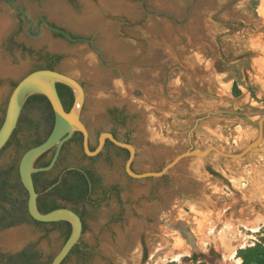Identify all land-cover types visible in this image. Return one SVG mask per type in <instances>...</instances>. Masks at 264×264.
<instances>
[{
  "label": "rangeland",
  "instance_id": "1",
  "mask_svg": "<svg viewBox=\"0 0 264 264\" xmlns=\"http://www.w3.org/2000/svg\"><path fill=\"white\" fill-rule=\"evenodd\" d=\"M17 3L32 21L44 17L88 38L101 54L85 41L53 37L42 24L39 35L27 34L17 11L0 0L6 22L0 62L14 70L0 73V119L11 83L42 64L41 56L57 54L54 70L83 87L79 116L89 144L113 131L134 146L137 173L158 171L190 147L236 152L255 138L264 114V0ZM20 114L38 130L22 124L18 144L0 152V167L17 164V152L47 129L38 106ZM126 159L105 149L100 159L87 160L73 145L63 153L59 165L87 166L118 191L91 196L96 206H86L78 246L84 255L62 264H242L243 257L244 264H257L264 258V136L240 159L187 157L160 177H130ZM63 242L49 225L0 227V261L30 248L46 263Z\"/></svg>",
  "mask_w": 264,
  "mask_h": 264
},
{
  "label": "water",
  "instance_id": "2",
  "mask_svg": "<svg viewBox=\"0 0 264 264\" xmlns=\"http://www.w3.org/2000/svg\"><path fill=\"white\" fill-rule=\"evenodd\" d=\"M11 8L18 10L23 20L28 22V27L32 25L31 20L26 16L24 8L15 4L13 0H4ZM39 21H43L44 25L52 31L63 35L69 41H85L93 47V42L88 38L72 37L68 32L62 29L53 28L43 18L39 17L36 24V31L39 32ZM100 55L101 51L93 47ZM101 61V60H100ZM56 83H64L68 85L74 93V101L68 111L62 105L60 97L56 89ZM32 94H42L48 100L53 111V126L49 135L39 144L34 145L25 150L18 162V175L20 182L27 192V211L33 220L39 222H54L64 220L70 223L71 230L67 239L63 242L59 250L53 256L49 264H60L70 250L76 245L82 235L83 226L78 214L73 210L60 207L48 212H40L36 205L37 193L32 182V173L37 170H46L50 168L56 161L61 145L66 141L74 131H78L82 135V147L86 155H96L103 147L105 139L110 140L113 144L125 148L128 156L124 164L127 175L132 178L144 177H160L166 174L179 161L187 157H205L211 153H216L227 159H240L252 150L258 149L264 136V114L257 120V133L253 140L244 145L236 152H226L216 145H209L204 148H188L187 150L175 155L158 171H146L137 173L132 169V161L135 156L134 146L125 141H120L110 132H101L98 136L97 145L93 150L89 149L88 130L81 121L79 112L83 105L84 90L82 85L73 77L56 71L54 69L41 68L28 72L22 76L15 86L11 89L3 120L0 125V150L3 149L14 129L16 128L20 113L22 111L25 100ZM55 148L49 164L46 167L35 168L32 166L34 160L43 152Z\"/></svg>",
  "mask_w": 264,
  "mask_h": 264
},
{
  "label": "flooded vegetation",
  "instance_id": "3",
  "mask_svg": "<svg viewBox=\"0 0 264 264\" xmlns=\"http://www.w3.org/2000/svg\"><path fill=\"white\" fill-rule=\"evenodd\" d=\"M2 1H4V0H2ZM13 1H14L15 4H18L17 0H13ZM11 9L17 11L18 16L20 18V22H23V23L27 24V34L32 35V36H37V35L40 34V28H39V32L37 33L36 24H35L36 20L39 17H37V19L35 21H32L30 19L31 22H32V25L29 28L28 27V22L21 18L20 13L18 12V10L14 9V8H11ZM48 23L53 28L62 29V28L57 27L56 25H54V24H52L50 22H48ZM40 24L45 26L43 21H39V25ZM46 28L48 29L49 32L52 33L53 37H64L63 35L52 31L48 27H46ZM32 29L34 30V33L30 32ZM62 30H64V29H62ZM70 35L72 37L76 38V36H74L72 34H70ZM8 42L9 43H14V40L10 38ZM91 48H92V46H91ZM55 55H57V54H49L47 56H41L40 58H41L42 64L33 66V68L30 70V72L33 71V70H36V69L48 68L49 63L52 60L51 58L53 56H55ZM53 69H54V65H53ZM15 83H17V82H15ZM11 87H13V82L11 83ZM64 97H65L66 101L69 103L71 97L69 95H65ZM60 100L62 102V105H63L64 109L68 111V109L70 108L69 105L66 106L64 104L63 98H61ZM40 104H41L40 110H43L44 114L49 113V114L53 115L52 108L48 107L46 101H43ZM25 107L26 106L23 105L22 111L24 110ZM20 115H22V114H20ZM18 121H19V119H18ZM17 124H18V122H17ZM16 127H17V125H16ZM49 129H50V126L48 127V125H47V129L46 130H49ZM107 132H110L111 134H113L114 137H116V134L113 131L109 130ZM45 135H46V131H45L43 137ZM80 136L82 137L80 132L74 131L72 133V135L70 136V138H68L66 141H64L63 144L61 145L58 157H57L56 161L54 162V164L50 168H48L46 170H37V171H34L32 173V182H33L35 191L37 193V197H36V205L37 206H44L45 205V206L49 207V206L54 204V205L57 206V208H60V207L69 208V209L73 210L74 212H76L78 214V216L80 217V219L82 221V226L84 227V224H85L84 217H85V214H86V206H90V207H95L96 206V205L92 204L93 201L91 200V196L94 195L95 193L99 192V199H101L102 196H110L112 193L118 191V189L113 184H110V185L104 184L101 181L100 175L98 177V175L92 169H90L89 167L84 166V165H79L78 167L84 168L85 171L86 170L87 171H91L93 173V176L98 178V181H97V183H95L93 185L91 183V181L88 180L87 187H86V189L84 191H87V192L90 193L89 194V198H90L91 201H87L84 204H82V206L79 208L78 211L75 210L73 208V206L70 203L66 202L65 199H64L65 195H66V192L70 191L69 188H68V181H66L64 179V177L71 175V174L67 173V171H68V169H70L72 167L65 166V165L64 166L59 165V162H60V160L63 157V153L65 152V150H67V147L69 145H73V146H75L76 148L79 149L82 158L87 159V160H96V159H98V158L100 159L102 157L103 150H105V149L112 150L115 153V155H117V156H119V155H123V156L127 155L128 156V151L125 148H122V147H119V146L113 144L110 140L105 139L103 147L101 148V150L96 155L88 156V155L85 154V152L83 150V147H82V151L80 150L79 143H78V139L80 138ZM10 139L11 138H9V140ZM15 143L16 142H11V143L8 144V146H10L12 144H15ZM16 144H18V143H16ZM96 145L95 146H91L90 145L89 149H90V147L94 149L96 147ZM8 146H6V147H8ZM6 147H4V148H6ZM28 148L29 147L25 148V145H24L21 148L22 153L25 150H27ZM2 150H0V152ZM54 150H55L54 147L50 149V151H52V154L54 153ZM20 157H19V159H20ZM45 157L36 158L34 160L32 166L35 167V168L46 167L49 164V162L51 160V157H50L48 163L46 165H44V163H46L47 160H48ZM18 162H19V160H18ZM10 166L7 165V166L0 167V168L8 170V168ZM16 167H17V172H18V163H17ZM68 180H69V177H68ZM4 193L6 195L8 194V197L10 198V200L15 201L16 203H12L11 204V202H4L3 200L0 199V227H6L7 228V227L14 226L17 223L13 224V225H10V226H6V224L10 223V222H17V221H19L18 223H20V224L21 223H26V224L27 223H33V224L38 225V226L39 225H49L50 227H52L55 231H57L59 233V235L62 237L63 241L65 240V237L67 235L66 223H65L66 221L59 220V221H54V222H39V221L35 222L36 220H34V221L32 220V218L30 217V215L28 214V211H27V205H26V203H27V192L24 189V187L22 186V184L20 182V179H19V185L16 188H10L8 191H6ZM2 203L3 204L4 203H8L9 205H11V207L7 208ZM21 219H22V221H21ZM83 231H84V228H83ZM24 249L31 250L30 248H24ZM24 249H22V250H24ZM72 249L73 250H70V252L66 255V257L63 259V261L60 264L64 263L66 261V259H68L72 255L73 256H79V257L84 255V252H82L81 249H78V246H75ZM22 250H20V251H22ZM20 251H18V252H20Z\"/></svg>",
  "mask_w": 264,
  "mask_h": 264
},
{
  "label": "trees",
  "instance_id": "4",
  "mask_svg": "<svg viewBox=\"0 0 264 264\" xmlns=\"http://www.w3.org/2000/svg\"><path fill=\"white\" fill-rule=\"evenodd\" d=\"M51 62L48 65V69H53V65L60 59L59 55H55L51 58ZM16 83H13V87L15 86ZM56 89L58 92V95L61 98H63V102L66 106L69 105V107L72 106L73 101H74V93L73 90L66 84L64 83H56ZM65 95H69L71 97L69 103L66 101L65 99ZM46 101L48 107L50 108V104L48 102V100L46 99V97L42 94H32L30 96H28V98L25 100L24 105L27 106H32V107H37L41 108V102ZM70 109V108H69ZM68 109V110H69ZM67 111V110H66ZM53 115L52 114H45L44 115V121L47 123L48 127L50 126L49 130H46V135L44 137H36L35 139L29 141L28 143L25 144V148L27 147H32L34 145L39 144L40 142H42L50 133L52 126H53ZM3 120V117L0 119V125L1 122ZM24 125L27 129L28 128H32L33 130L37 131L38 130V123L35 122L32 119H29L27 116L24 115H20L19 117V121L17 124V127L14 129L12 136L10 137L11 139L7 141V143L5 144L4 147L8 146L9 143L11 142H16L18 143V139H16V132L19 129V127L21 125ZM73 139V138H72ZM78 143H79V147L80 150L82 151V137L80 136V138L78 139ZM3 147V148H4ZM2 150V149H1ZM90 150H93V148L90 147ZM50 151L47 150L45 152H43L41 155H39L37 158H43L47 155V153ZM19 153V154H18ZM17 154L19 155V157L21 156L22 152L18 151ZM53 155V154H52ZM51 155V157H52ZM18 157V158H19ZM50 159V158H49ZM49 159L47 160L46 163H44V165H46L49 161ZM17 164L15 165H11L8 170L0 168V199L3 200L4 202H11L12 203H16L13 200H10V198L8 197V194L6 195L4 192L8 191L10 188H16L19 185V175L17 172ZM207 170L211 173V174H215L218 175L216 172L212 171L209 167H207ZM67 173L71 174L70 176H66L64 177V179L66 181H68V188L70 191L66 192L65 195V201L70 203L73 208L75 210H79V208L82 206V204H84L87 201H91L89 198V192L84 191L87 187V183L88 180L91 181V183L94 185L95 183H97L98 178L93 176V173L91 171H85L84 168L78 167V166H74L70 169H68ZM69 177V180H68ZM38 210L40 212H48L50 210L56 209L57 206L56 205H51V206H37ZM33 220V219H32ZM22 221V219H21ZM34 221V220H33ZM17 222H10L7 223L6 226H10L13 224L18 223ZM38 222V221H35ZM66 223V232L67 235L65 237V240L67 239V237L69 236L70 230H71V226L69 222H65ZM84 228V227H83ZM64 240V241H65ZM75 246H79V242L74 245ZM73 250V249H71ZM198 255L196 254H192L191 256V260L195 261ZM257 258V256L255 257ZM244 261L242 264L245 263V258L243 257ZM51 261V260H50ZM49 262L43 263L40 260V256L39 254L34 251V250H28V249H24L18 253L15 254H11V255H7L4 256V258L2 259L1 264H49ZM257 264H264V258L261 259H256L255 261Z\"/></svg>",
  "mask_w": 264,
  "mask_h": 264
},
{
  "label": "bare ground",
  "instance_id": "5",
  "mask_svg": "<svg viewBox=\"0 0 264 264\" xmlns=\"http://www.w3.org/2000/svg\"><path fill=\"white\" fill-rule=\"evenodd\" d=\"M4 28H6V22L5 21H0V32H2L1 30H4ZM52 47V46H51ZM53 48V47H52ZM12 71V69L11 68H9L8 66H6L5 64H3V63H1L0 62V73L1 74H3V73H9V72H11ZM14 71V70H13ZM12 71V72H13ZM210 228H211V226H210ZM184 236V233L183 234H181V236ZM183 252V251H182ZM175 253V252H174ZM173 255V254H172ZM181 255V253H179L177 256H175V258L177 259L178 258V256H180Z\"/></svg>",
  "mask_w": 264,
  "mask_h": 264
},
{
  "label": "crops",
  "instance_id": "6",
  "mask_svg": "<svg viewBox=\"0 0 264 264\" xmlns=\"http://www.w3.org/2000/svg\"><path fill=\"white\" fill-rule=\"evenodd\" d=\"M257 220H258L257 218H256V219L254 218V219H253V223H255V221H257ZM259 221H260V220H259ZM259 221H258V222H259Z\"/></svg>",
  "mask_w": 264,
  "mask_h": 264
}]
</instances>
